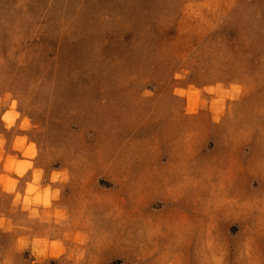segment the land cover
I'll return each instance as SVG.
<instances>
[{
  "label": "rangeland",
  "instance_id": "rangeland-1",
  "mask_svg": "<svg viewBox=\"0 0 264 264\" xmlns=\"http://www.w3.org/2000/svg\"><path fill=\"white\" fill-rule=\"evenodd\" d=\"M0 264H264V0H0Z\"/></svg>",
  "mask_w": 264,
  "mask_h": 264
}]
</instances>
